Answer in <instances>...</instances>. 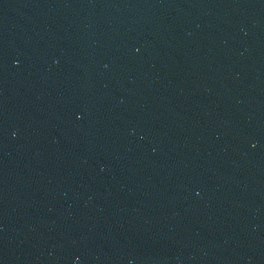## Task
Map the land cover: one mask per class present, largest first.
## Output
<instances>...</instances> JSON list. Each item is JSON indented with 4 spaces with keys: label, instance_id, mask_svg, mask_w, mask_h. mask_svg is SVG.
Returning a JSON list of instances; mask_svg holds the SVG:
<instances>
[{
    "label": "water",
    "instance_id": "95a60500",
    "mask_svg": "<svg viewBox=\"0 0 264 264\" xmlns=\"http://www.w3.org/2000/svg\"><path fill=\"white\" fill-rule=\"evenodd\" d=\"M0 264H264V0H0Z\"/></svg>",
    "mask_w": 264,
    "mask_h": 264
}]
</instances>
